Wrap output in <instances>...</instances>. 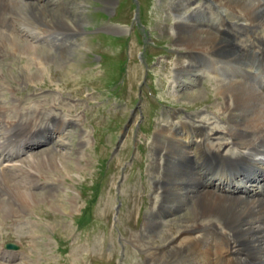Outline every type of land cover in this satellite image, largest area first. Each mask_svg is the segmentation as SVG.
Here are the masks:
<instances>
[{
    "label": "rangeland",
    "instance_id": "rangeland-1",
    "mask_svg": "<svg viewBox=\"0 0 264 264\" xmlns=\"http://www.w3.org/2000/svg\"><path fill=\"white\" fill-rule=\"evenodd\" d=\"M51 2L48 12L75 22L80 36L73 37V48H60L53 40L36 43L20 34L43 52L27 55L5 47L0 101L16 105L24 116L43 109L59 120H80L59 135V120L52 119L32 138L39 143L28 154L44 157L31 170L39 174L37 202L18 216L0 214V250L18 254L10 264H147L146 252L130 238L146 236L147 217L158 204L155 190L163 182L154 143H165L158 129L180 120L223 129L228 120L217 112L224 100L212 67L201 65L206 73L200 76L178 78L175 72L185 53L174 47L177 18H195L201 5L217 12L206 0ZM222 12L227 23L236 21L235 13ZM188 206L163 219L159 237L151 233L143 240L162 247L178 237Z\"/></svg>",
    "mask_w": 264,
    "mask_h": 264
},
{
    "label": "bare ground",
    "instance_id": "bare-ground-1",
    "mask_svg": "<svg viewBox=\"0 0 264 264\" xmlns=\"http://www.w3.org/2000/svg\"><path fill=\"white\" fill-rule=\"evenodd\" d=\"M206 2L217 13L201 5L195 18H177L174 47L185 53L175 72L178 78L200 76L206 73L201 65L212 67L224 100L217 112L228 120L225 131L214 123L181 120L158 129L165 143H154L161 155L155 165L162 170L163 184L155 190L158 204L147 217L145 237L151 233L159 237L161 222L173 217L175 209L189 203L191 212L180 222L179 236L166 246L154 247L141 233L130 238L146 252L147 264H264V197L258 192L264 187V0ZM51 4V0H0V58L7 46L40 56L43 50L20 34L36 43L53 40L60 48L72 45L80 29L67 17L49 13ZM221 9L235 13L236 21L227 23ZM47 14L53 15L51 21H46ZM5 104L0 101V214L10 217L29 211L37 202L34 188L39 174L31 170L39 168L44 157L28 154V148L36 132L59 118L42 108L32 117L24 116L16 105ZM79 120L54 125L60 135ZM4 162L8 165L1 168ZM17 257L0 250V264Z\"/></svg>",
    "mask_w": 264,
    "mask_h": 264
},
{
    "label": "water",
    "instance_id": "water-1",
    "mask_svg": "<svg viewBox=\"0 0 264 264\" xmlns=\"http://www.w3.org/2000/svg\"><path fill=\"white\" fill-rule=\"evenodd\" d=\"M9 247H10V248H16V246H14V245H9Z\"/></svg>",
    "mask_w": 264,
    "mask_h": 264
}]
</instances>
